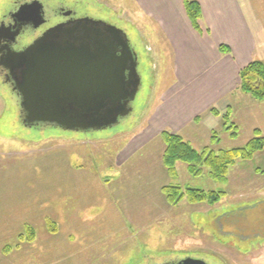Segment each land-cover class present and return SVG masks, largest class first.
I'll return each instance as SVG.
<instances>
[{
	"label": "rangeland",
	"instance_id": "374dc122",
	"mask_svg": "<svg viewBox=\"0 0 264 264\" xmlns=\"http://www.w3.org/2000/svg\"><path fill=\"white\" fill-rule=\"evenodd\" d=\"M14 1L22 0H0V16ZM42 1L100 16L127 33L141 82L123 120L71 131L27 128L0 78V264H163L185 257L264 264V149L238 160L223 179L211 178L205 166L193 176L181 162L169 175L162 131L145 132L178 82L165 34L140 15L135 0ZM238 1L264 33V0ZM241 95L231 109L221 100L193 119L200 122L187 131L197 150L242 146L254 129L264 132V101ZM226 122L236 124L235 138ZM166 184L224 193L213 204L182 198L171 205L161 190Z\"/></svg>",
	"mask_w": 264,
	"mask_h": 264
},
{
	"label": "water",
	"instance_id": "95a60500",
	"mask_svg": "<svg viewBox=\"0 0 264 264\" xmlns=\"http://www.w3.org/2000/svg\"><path fill=\"white\" fill-rule=\"evenodd\" d=\"M39 1L16 11L23 17ZM15 77L25 125L43 123L63 130L104 129L131 111L140 86L138 58L127 34L103 20L80 18L49 28L21 52L0 60ZM163 264H207L185 257Z\"/></svg>",
	"mask_w": 264,
	"mask_h": 264
},
{
	"label": "crops",
	"instance_id": "0c3cea01",
	"mask_svg": "<svg viewBox=\"0 0 264 264\" xmlns=\"http://www.w3.org/2000/svg\"><path fill=\"white\" fill-rule=\"evenodd\" d=\"M197 1L199 31L191 25L183 0H135L140 15L169 41L178 78L151 112L145 132L156 135L167 128L192 146L187 128L200 122L191 123L193 119L221 100L231 109L244 98L238 89L239 70L251 60L264 59V33L251 26L238 0ZM220 45L228 52H221Z\"/></svg>",
	"mask_w": 264,
	"mask_h": 264
},
{
	"label": "trees",
	"instance_id": "16d2710c",
	"mask_svg": "<svg viewBox=\"0 0 264 264\" xmlns=\"http://www.w3.org/2000/svg\"><path fill=\"white\" fill-rule=\"evenodd\" d=\"M186 14L193 28L200 30L199 20L201 19V8L197 0H183ZM221 52H228L224 45L219 46ZM238 89L249 94L254 100L264 101V60L254 59L242 67L238 73ZM215 113V115H218ZM227 116V115H225ZM228 116L226 117V119ZM229 122V121H228ZM224 123L225 129L230 130V136H237L236 124L230 122V125ZM161 138L164 143L162 153V162L169 175L175 174L176 163L181 162L187 166L188 172L193 176L200 173L201 166H205L208 174L213 179H223L226 177L228 170L238 160H246L253 157L255 152L264 149V132L259 128L254 129L253 136L242 146L228 149H218L217 151L209 146L199 150L194 148L189 141L185 140L180 134L169 131H162ZM217 139L212 135V144ZM167 202L171 205L177 204L182 198H186L190 203L208 202L213 204L218 202L223 191H205L201 188L181 187L176 184H166L161 188ZM31 239L33 231H27ZM22 238V235L20 236Z\"/></svg>",
	"mask_w": 264,
	"mask_h": 264
},
{
	"label": "flooded vegetation",
	"instance_id": "af4514ba",
	"mask_svg": "<svg viewBox=\"0 0 264 264\" xmlns=\"http://www.w3.org/2000/svg\"><path fill=\"white\" fill-rule=\"evenodd\" d=\"M34 0H22V1H14L13 4L7 8L5 12H1L0 16V60L3 59L7 53L10 52H21L27 48L32 42H34L37 38L41 37L49 28L54 27L58 24L66 23L69 20H76L80 18H90L93 20H103L107 21L105 18L100 16H96L92 13H77L74 8H65L62 6L55 7L54 4L49 2H44L42 0L39 1L42 6L40 9L37 8V15L41 12L43 21L39 24L38 20H42L41 18L36 16V8L30 10L28 14L23 17H17L16 11L26 2H32ZM132 47V44H131ZM134 50V48L132 47ZM5 66L0 65V78L1 82L12 92V96L16 99L18 103V112L21 117V121L23 116L25 115V111L21 107V95L18 92L16 85L15 77L11 74L8 67H6V63L3 62ZM137 64V71H138ZM134 101V100H133ZM132 101V102H133ZM132 102H130L131 111H132ZM130 111V113H131ZM129 115V114H127ZM126 115V116H127ZM126 116L119 118L123 120ZM23 122V121H22ZM39 125H44L43 123H36L33 125H26L27 128H35Z\"/></svg>",
	"mask_w": 264,
	"mask_h": 264
}]
</instances>
